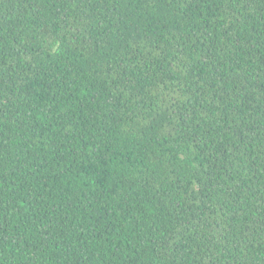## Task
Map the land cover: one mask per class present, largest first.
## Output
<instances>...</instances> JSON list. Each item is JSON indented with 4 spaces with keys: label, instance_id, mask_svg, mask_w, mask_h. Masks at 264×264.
<instances>
[{
    "label": "trees",
    "instance_id": "obj_1",
    "mask_svg": "<svg viewBox=\"0 0 264 264\" xmlns=\"http://www.w3.org/2000/svg\"><path fill=\"white\" fill-rule=\"evenodd\" d=\"M0 264H264V0H0Z\"/></svg>",
    "mask_w": 264,
    "mask_h": 264
}]
</instances>
